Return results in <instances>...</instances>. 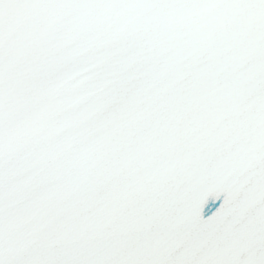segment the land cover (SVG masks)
<instances>
[{
  "label": "snow or ice",
  "instance_id": "obj_1",
  "mask_svg": "<svg viewBox=\"0 0 264 264\" xmlns=\"http://www.w3.org/2000/svg\"><path fill=\"white\" fill-rule=\"evenodd\" d=\"M0 264H264V0H0Z\"/></svg>",
  "mask_w": 264,
  "mask_h": 264
}]
</instances>
